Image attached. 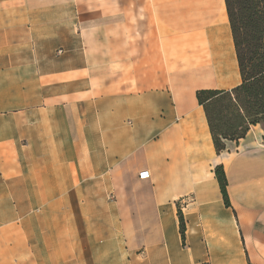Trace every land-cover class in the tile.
Returning a JSON list of instances; mask_svg holds the SVG:
<instances>
[{"label":"crops","instance_id":"obj_1","mask_svg":"<svg viewBox=\"0 0 264 264\" xmlns=\"http://www.w3.org/2000/svg\"><path fill=\"white\" fill-rule=\"evenodd\" d=\"M239 83L224 0H0V264H264L263 127L196 97Z\"/></svg>","mask_w":264,"mask_h":264},{"label":"trees","instance_id":"obj_2","mask_svg":"<svg viewBox=\"0 0 264 264\" xmlns=\"http://www.w3.org/2000/svg\"><path fill=\"white\" fill-rule=\"evenodd\" d=\"M238 64L240 83L225 89L196 92L208 123L212 142L219 153L225 141L238 142L251 126L264 130V0H224ZM264 141V134L262 136ZM222 198L229 205L227 181L222 166L215 167ZM179 230L184 237V221L178 212Z\"/></svg>","mask_w":264,"mask_h":264},{"label":"built area","instance_id":"obj_3","mask_svg":"<svg viewBox=\"0 0 264 264\" xmlns=\"http://www.w3.org/2000/svg\"><path fill=\"white\" fill-rule=\"evenodd\" d=\"M148 176H149V172L147 170L141 171L138 174V177L141 179H146L148 178Z\"/></svg>","mask_w":264,"mask_h":264},{"label":"rangeland","instance_id":"obj_4","mask_svg":"<svg viewBox=\"0 0 264 264\" xmlns=\"http://www.w3.org/2000/svg\"><path fill=\"white\" fill-rule=\"evenodd\" d=\"M262 141H263V139H262ZM264 142V141H263Z\"/></svg>","mask_w":264,"mask_h":264}]
</instances>
